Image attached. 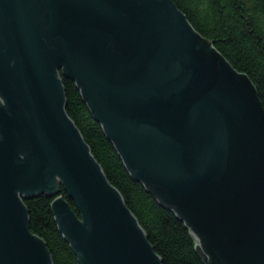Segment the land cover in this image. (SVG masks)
<instances>
[{"label": "water", "instance_id": "1", "mask_svg": "<svg viewBox=\"0 0 264 264\" xmlns=\"http://www.w3.org/2000/svg\"><path fill=\"white\" fill-rule=\"evenodd\" d=\"M60 70L205 264H264V107L173 0H0V264H53L23 199L61 187L81 264H163L68 115Z\"/></svg>", "mask_w": 264, "mask_h": 264}, {"label": "trees", "instance_id": "2", "mask_svg": "<svg viewBox=\"0 0 264 264\" xmlns=\"http://www.w3.org/2000/svg\"><path fill=\"white\" fill-rule=\"evenodd\" d=\"M195 30L239 72L253 82L264 107V0H173ZM66 111L74 121L109 182L121 193L127 207L146 232L163 264H205L184 221L160 204L144 185L133 178L102 125L94 118L76 81L59 71ZM78 216L75 203L61 187ZM56 197L40 193L25 199L31 232L42 238L53 264H81L55 219Z\"/></svg>", "mask_w": 264, "mask_h": 264}, {"label": "bare ground", "instance_id": "3", "mask_svg": "<svg viewBox=\"0 0 264 264\" xmlns=\"http://www.w3.org/2000/svg\"><path fill=\"white\" fill-rule=\"evenodd\" d=\"M91 153H92V152H91ZM92 155H93V154H92ZM97 162H98V161H97ZM58 196H60V194H59ZM58 196H57V197H58ZM55 197H56V196H55ZM57 197H56V198H57ZM30 198H31V197H30ZM56 198H55V199H56ZM26 199H28V198H26ZM55 199H54V200H55ZM24 200H25V199H23V201H24ZM156 200H157V199H156ZM66 201H67V200H66ZM157 201H158V200H157ZM67 202H68V201H67ZM158 202H159V201H158ZM68 203H69V202H68ZM159 203H160V202H159ZM69 204H70V203H69ZM160 204H161V203H160ZM26 208H27V207H26ZM71 208H72V206H71ZM72 209H73V208H72ZM170 210H171V209H170ZM73 211H74V210H73ZM74 212H75V211H74ZM75 213H76V212H75ZM79 215H80V213H79ZM176 216H177V215H176ZM135 217H136V216H135ZM177 217H178V216H177ZM182 221H183V220H182ZM184 223H185V222H184ZM185 225H186V224H185ZM186 226H187V225H186ZM187 228H188L189 231H190V228H189L188 226H187ZM191 236H192V235H191Z\"/></svg>", "mask_w": 264, "mask_h": 264}, {"label": "rangeland", "instance_id": "4", "mask_svg": "<svg viewBox=\"0 0 264 264\" xmlns=\"http://www.w3.org/2000/svg\"><path fill=\"white\" fill-rule=\"evenodd\" d=\"M59 186H61V184Z\"/></svg>", "mask_w": 264, "mask_h": 264}]
</instances>
